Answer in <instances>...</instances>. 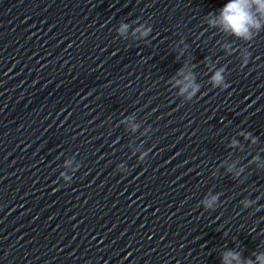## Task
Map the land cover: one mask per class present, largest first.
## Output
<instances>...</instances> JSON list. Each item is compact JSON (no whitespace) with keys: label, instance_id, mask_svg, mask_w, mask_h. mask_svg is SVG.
I'll return each mask as SVG.
<instances>
[{"label":"water","instance_id":"95a60500","mask_svg":"<svg viewBox=\"0 0 264 264\" xmlns=\"http://www.w3.org/2000/svg\"><path fill=\"white\" fill-rule=\"evenodd\" d=\"M258 19L250 40L219 25L77 152L0 204V264H223L228 251L259 264ZM189 74L199 86L191 99L176 83Z\"/></svg>","mask_w":264,"mask_h":264},{"label":"clouds","instance_id":"9594fccd","mask_svg":"<svg viewBox=\"0 0 264 264\" xmlns=\"http://www.w3.org/2000/svg\"><path fill=\"white\" fill-rule=\"evenodd\" d=\"M255 6V7H253ZM260 18H264V0H229L220 10L219 16L209 21L212 26L220 25L225 31L231 32L237 38L250 40L252 38V29L257 31L262 27ZM127 25H122L121 31L123 32ZM222 70L216 71L212 77L215 85L223 82ZM181 94H187L191 99L199 90V86L193 82L191 74L184 76L183 81H177ZM215 199V198H214ZM210 207L211 204L209 203ZM259 264H264V254L256 256ZM244 264L241 260L240 254L233 251H228L223 256V264ZM247 264H253L252 261H247Z\"/></svg>","mask_w":264,"mask_h":264}]
</instances>
